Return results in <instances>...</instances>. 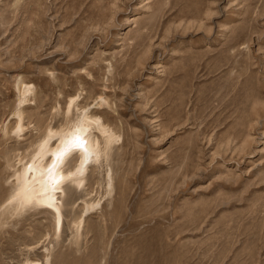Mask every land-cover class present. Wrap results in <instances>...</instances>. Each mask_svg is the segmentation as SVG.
I'll return each instance as SVG.
<instances>
[{
	"label": "rangeland",
	"instance_id": "obj_1",
	"mask_svg": "<svg viewBox=\"0 0 264 264\" xmlns=\"http://www.w3.org/2000/svg\"><path fill=\"white\" fill-rule=\"evenodd\" d=\"M0 264H264V0H0Z\"/></svg>",
	"mask_w": 264,
	"mask_h": 264
},
{
	"label": "bare ground",
	"instance_id": "obj_2",
	"mask_svg": "<svg viewBox=\"0 0 264 264\" xmlns=\"http://www.w3.org/2000/svg\"><path fill=\"white\" fill-rule=\"evenodd\" d=\"M86 123L82 119L78 120L71 127L62 131L60 140L53 153V160L50 166L44 169L39 163L31 167L30 178L24 177L21 186L14 194L20 204L30 202L48 203L52 200L55 188L59 183V166L64 156L74 147L73 141L80 144L88 158L96 149V142L91 138H86Z\"/></svg>",
	"mask_w": 264,
	"mask_h": 264
},
{
	"label": "snow or ice",
	"instance_id": "obj_3",
	"mask_svg": "<svg viewBox=\"0 0 264 264\" xmlns=\"http://www.w3.org/2000/svg\"><path fill=\"white\" fill-rule=\"evenodd\" d=\"M73 145H74V147H76V148H79V147H80V144H79L78 142H76V141H73Z\"/></svg>",
	"mask_w": 264,
	"mask_h": 264
}]
</instances>
